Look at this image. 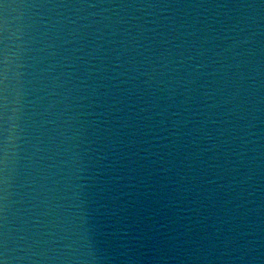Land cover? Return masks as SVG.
Returning <instances> with one entry per match:
<instances>
[{
    "label": "water",
    "instance_id": "obj_1",
    "mask_svg": "<svg viewBox=\"0 0 264 264\" xmlns=\"http://www.w3.org/2000/svg\"><path fill=\"white\" fill-rule=\"evenodd\" d=\"M4 264H264V0H0Z\"/></svg>",
    "mask_w": 264,
    "mask_h": 264
},
{
    "label": "snow or ice",
    "instance_id": "obj_2",
    "mask_svg": "<svg viewBox=\"0 0 264 264\" xmlns=\"http://www.w3.org/2000/svg\"><path fill=\"white\" fill-rule=\"evenodd\" d=\"M0 264H4V262L2 260H0Z\"/></svg>",
    "mask_w": 264,
    "mask_h": 264
}]
</instances>
